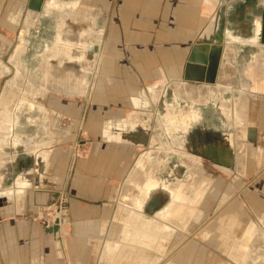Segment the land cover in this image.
Returning a JSON list of instances; mask_svg holds the SVG:
<instances>
[{
  "label": "crops",
  "instance_id": "1",
  "mask_svg": "<svg viewBox=\"0 0 264 264\" xmlns=\"http://www.w3.org/2000/svg\"><path fill=\"white\" fill-rule=\"evenodd\" d=\"M75 1L59 0L62 12L51 13L47 12L49 5L44 1L42 12L35 15L27 9L28 0H0V90L6 76L16 75L15 65L10 61L12 57L18 61L24 76L21 58L28 52L29 61L38 59L36 70H40L41 75L38 87L33 78L28 79L29 84L32 83L29 90L32 93L36 90L46 92L41 85L44 76L42 72L47 67L45 63H55L56 57L63 55L61 48L64 46L61 40L58 41V28L60 31L66 28L72 30L78 34L77 37H71L77 39L76 44L79 46L74 51L77 57L83 54L88 60L87 69H91L92 57H96V118H87L85 123L96 125L97 142L86 157L76 158L69 150L54 148L59 141L52 139L54 137L49 134L53 128L50 126L53 123V113L46 122L36 110L34 111L39 113V118H25L24 123L18 118L9 141L0 142V264H96V244L85 240L96 235L97 229L92 222H84L86 212L79 205L81 201L98 200L102 182L106 178L114 177L120 180L118 185L122 186L132 168V149L135 146L113 136L127 130L147 138V134L139 132L145 129L143 118H150L152 115L148 111L152 105L156 108L161 124L157 123L152 135L157 133L158 138H161L164 133L172 143V148L184 150L174 141L180 135L179 130L168 132L171 129L169 123H166L170 116L178 118L180 115V112L178 114L168 108L166 92H172L170 105H175L174 96L175 99L179 98L178 93L172 86L173 95L172 89L167 87L165 93L162 90L164 95L154 100L148 88L151 87L152 90L162 82L170 84L179 80L184 63L195 44H219L222 56L217 76L228 73L230 65L224 66L223 55L224 33L229 30L221 28L223 23H227V15L250 10L247 17L251 20V35L239 37L231 33L240 39L251 38L260 20L262 26L264 15V0H77L73 3ZM41 19L49 20L55 33L51 39L44 40L45 48L38 53L31 50V45L37 38L36 28ZM61 33L64 34L65 31ZM80 35H86L83 42V36L80 38ZM20 42L23 47L19 46ZM17 46L19 51H16ZM95 46L96 54L92 55ZM6 57L7 62L1 61ZM65 64L79 66L78 62V65L73 62ZM231 70L234 72L233 68ZM238 72L242 74V69ZM5 85L4 83L2 91ZM235 86L236 84L232 85V88ZM49 93L47 91L45 97ZM178 100L180 99H177V103ZM42 101L40 104L46 111L48 106L53 108L55 104V100L49 101V104ZM154 103H158V107ZM125 108L128 111L125 112ZM135 112L141 118L139 124L133 128L124 126V121ZM189 112L194 115L186 123L187 131L192 121L198 117L196 111ZM228 116L225 114V117ZM226 119L228 121L229 118ZM25 124L35 127V134L23 132ZM43 134H49L50 137ZM226 137L228 138V134L218 141H224ZM44 141L50 145H40ZM213 143L215 142L211 141L208 145ZM51 192L57 193L59 198L66 196L72 219L69 229L64 227L68 233L63 238L64 248L45 233L43 225L45 221L50 225L51 218L55 215L49 213L50 210L49 215H46L47 210L41 207L43 200Z\"/></svg>",
  "mask_w": 264,
  "mask_h": 264
},
{
  "label": "rangeland",
  "instance_id": "2",
  "mask_svg": "<svg viewBox=\"0 0 264 264\" xmlns=\"http://www.w3.org/2000/svg\"><path fill=\"white\" fill-rule=\"evenodd\" d=\"M255 1L256 0H254V2ZM249 15V9L229 14L227 15V23H223L221 26L222 29L225 28L229 30V32L226 31L224 33V43L226 44L224 45L229 50H232V56L230 57L232 60H229V58H224V65L226 66L227 64H229L233 68L235 72L234 78L237 83L236 86L230 88V90H223L222 94H219V92H215L216 94H214L216 98L212 95L210 99H208L209 102H205L209 103L207 107H197L199 105H204L205 103H197L193 105L186 99L180 97L175 99V96V105H170L172 103L173 97L172 92L168 90L166 92V99L169 103L168 108L178 114L179 112L181 113L184 111L188 112L189 110H194L197 112V116L198 113H200L198 108H200L201 110L203 109V116H217L216 109L218 108V105L221 106L220 108L222 109V112L224 108L222 106L225 104H227L230 109L232 108V105L234 104V99H238L240 97V92H242V89L240 87L241 84H239V78L241 74L238 71H240L243 66H245L247 63L253 60V58H255V55L258 54L259 49L256 46L242 44L235 41L232 42L228 40V37L231 36L232 38L237 39L238 37H235L233 35H237L239 37H248L251 35V20H249L247 17ZM70 32H72V30H70ZM71 34L68 35L70 38L75 36L74 34ZM76 40L77 39L74 38L71 40V42L74 46L77 47V50L79 49V46H77ZM21 44L22 43L20 42L19 46L23 47V44ZM94 45H96V43H94ZM244 46L252 47L254 49L249 50ZM92 53V55H94V53L96 54V46L94 48V51L92 50ZM29 56L30 54L27 52L25 57L21 58L22 66L24 68V76L19 79V82L21 84L20 87L23 88L22 90H24V88L26 87L29 78H33V81L36 84L34 85L36 87L39 86L37 82L40 81V70H36L39 65V61L36 60L32 64L29 63ZM32 56L34 57V55ZM92 59L91 69L85 75L86 95L84 96V98H67L64 95L50 92L48 96L45 97L46 99H42V102H46V104H49V101L55 100V104L54 106H52L53 108H50V106L46 108L48 111L47 115H44L43 112L37 107H32L28 109V106L25 105L26 102L22 103L21 107L14 111V115L15 118H17V122L18 118H21L22 123H24L25 118H29L28 120H31V118H39L40 115L36 111L42 114L43 117L41 118H43L42 120L45 122L50 120V116L53 113L51 117L53 118V123L52 125H50L51 127L53 126V128L52 131L50 129L49 134L54 137L52 139L59 141L58 145L54 146V148L69 150L73 153L76 158L80 159L84 158V156L86 157L91 147H93L95 143H97L95 130L96 125L94 126L93 123L90 126L88 125V123H85L87 118H93L94 116L96 118V94L94 93V85H96L95 55L92 57ZM1 61L7 62V57L5 58V60ZM6 62H4L5 65ZM12 71L13 70L11 68V72ZM34 71H36V73ZM11 76L12 74L6 76L2 80L3 83L1 84L0 97L2 96V92L4 91H2L4 83L7 85L8 81L11 80L14 75L12 77ZM181 80L182 79L179 78V81ZM167 85H165L166 87H164L163 89L164 93L165 89L170 86V84L168 86ZM212 85L210 86H212L213 88L216 87L214 86L215 84ZM170 88L172 89V85L170 86ZM36 91V96L32 95V97H30L31 95L29 93V99H33L38 102L39 98H41V95L43 94L42 92L44 91ZM144 91L148 94V91L146 89ZM44 94L46 95V92ZM261 97V99L258 98L254 102V106L249 105V110H245L243 116L247 119V124L246 129H244V133L241 134V131L238 130L239 127L235 128L236 125L234 124L233 120V111L231 112V114H229L228 117H226L229 118L228 130L230 131V133H226L224 135L228 134V139L230 142H232V147L236 146L237 142H239L244 146L245 149V165L240 174L236 169L232 168L230 170L231 174L227 176L226 174L221 173V171H218V167H215V165L210 161L202 158H200L201 160L199 161V158H196L197 156L195 155V157L194 154H190L187 151L185 152V150L180 151L172 148V143L164 133H162L161 138H159V148L155 146L153 148V145H148L149 141L143 147H133L132 166L135 162L137 155L141 153L142 150L151 149L153 151L162 152V156H160L161 158L159 159V161L156 160V162L160 163L159 167L156 168L154 171V175L159 178L161 184H159L156 188L152 189L149 194L143 199L141 203V213H138L140 217H142V220H148L151 222L156 219L157 215L162 213L164 214V212L169 208L172 203V192H175V190H173L171 186L173 184H177L178 186H180L179 184L181 183L189 182L188 166L184 165L186 163H184L182 159H188L197 162L198 166L203 167L204 171L208 175H210L209 178L211 180L209 183H201L198 187L199 190H196L191 196H189L187 202L183 201L181 203V206L185 207L187 215L191 216V218L188 220L187 223H185L184 228L180 230V233L177 234L176 230L171 231V234L167 240L166 248L163 249L162 252L155 251L154 248H150L148 251L145 248V250L148 251V258L146 259V261H149V263L151 262L152 264H244V262L245 264H264V228L262 227L264 225V96ZM177 99H180L178 100V103ZM223 101L224 103H222ZM17 102H19V100ZM156 105L158 107V103ZM212 109L215 110L214 113H211ZM124 111H128V108H125ZM148 111L152 115L150 118L143 119L145 122V129L140 132L145 135L147 134L146 139L150 138L151 133H154L153 128L157 125V123H160V118H157V114L155 112L156 108L150 105ZM198 119L199 118L192 121V125L193 123L198 121ZM211 119L215 120L216 118H204V120ZM213 124L216 125L217 123ZM59 126L61 128H59ZM217 126L219 125L217 124ZM24 127L25 128L23 129V132L29 135L35 134V127L28 126L27 124H25ZM49 134L43 135L49 138ZM223 136L217 137L216 139H207L204 142H187L188 144H191L193 142L198 146H204L208 145L211 141L220 140ZM40 145L45 146L50 144L49 142L44 141L41 142ZM233 151H235V149H233ZM234 153L235 155L237 154V152ZM234 159L237 160L236 158ZM179 161L185 166V168L180 166L178 167L177 163H179ZM102 183L103 186L101 187V196L98 200H92L89 202L81 201L79 205L86 212V214H84L83 216L84 222H92L94 227L97 229L96 235H92L90 236L91 239L88 238L87 240H85L87 243L89 242L96 244V264H105V256L103 252L104 246L108 241L114 243L112 239L113 234H111L110 230L111 226L115 224L114 222L118 217L117 214L120 210V205L116 202V195L119 190L118 188H120L121 185H118L120 183V180H116L114 177H112L110 179L106 178L105 181H103ZM164 189L168 193L164 191ZM113 198L115 200V205L118 207V209H116V206L114 205ZM57 205L59 206V203ZM162 207L164 208L158 211ZM66 210L70 223L65 227L69 229L72 223V219L69 216L67 200ZM50 211L51 212L47 210L46 215H49L48 212L55 214L53 210ZM192 212L193 214H191ZM215 226L219 228L215 229ZM220 229H222L223 231L226 230L228 233L225 238H229V241L225 244V246L223 243L224 241L222 240V238H219L220 236L218 235V231ZM251 230L253 233L256 234V236L254 246L255 251H253V246H251L250 252L252 254L250 255L251 257L254 256L255 259H259L255 262H252L249 258H246L247 249L243 248L242 250H245V254L242 255L241 261L239 259L237 262L235 254L238 253L236 250H234V246H239L240 239L246 237L248 232ZM204 231H206V233H204ZM222 232H220V234ZM179 234L182 237L178 236ZM259 234H262L263 237L261 238ZM67 235L68 233L66 232L65 237H67ZM94 238H96V240ZM189 238L190 240H187L186 242L184 241ZM139 245L142 246L141 243ZM226 247H230V249L232 248V250L226 249Z\"/></svg>",
  "mask_w": 264,
  "mask_h": 264
},
{
  "label": "bare ground",
  "instance_id": "3",
  "mask_svg": "<svg viewBox=\"0 0 264 264\" xmlns=\"http://www.w3.org/2000/svg\"><path fill=\"white\" fill-rule=\"evenodd\" d=\"M45 2L49 5L48 6L49 9L47 12L49 13L62 12V9L60 8L61 6L59 5L60 4L59 0H45ZM76 2L77 0L73 3ZM62 31H65V33L64 34L61 33ZM62 31H60L58 28L57 33H58V41L62 39L61 42H63L64 47L61 48V50L63 51V55L58 54L59 56L56 57L55 63H49L50 62L49 58H48L49 62L46 60L48 63L47 64L45 63L47 67H45L44 72H42L44 73L43 74L44 76L42 78L41 85L42 87H45L44 90L46 92L49 91L55 94L64 95L67 98L68 97L83 98L84 95H86L85 75L86 72H89L87 71L89 70L87 69L89 62L87 59H85L84 56H82L83 54L80 57H77V54L75 53L76 51H74L76 50L77 47L73 45V43L71 42L72 38L68 36L71 33H73L75 36L76 35L78 36V34H75L74 32H70V30L67 28L66 30L62 29ZM260 32H261V20H260L259 29L255 28V32L253 34L257 42L255 40L249 42L236 41L228 37V40L232 42L235 41L242 44L255 45L259 49V52L257 55H255V58H253V60H251L242 68V74L240 78L241 79L240 87L242 89V92H240V97L238 96L239 97L238 99H234L233 102L234 104L232 105L231 109L227 104L222 106L224 107L223 111L227 116L231 114V112L233 111L232 114L234 115L233 120H234V124L236 125L235 128L239 127L238 130L241 131V134L244 133L245 131L244 129H246V124H247V119L244 118L243 116L245 110L246 109L249 110L248 109L249 105H253L258 98L261 99L262 98L261 96H264V44H261L259 41L261 34ZM82 36L83 35H80V38H82ZM85 36H83L82 42L85 40L86 38ZM82 42L79 41L80 44ZM226 48L224 49L225 51L223 56L225 59L229 58L230 60L231 59L230 57L232 56L231 55L232 50ZM16 51H19L18 47ZM77 53L79 52L77 51ZM10 61L15 65L16 75L13 76L12 79L8 81L6 88L4 89V91L2 92V96L0 97V142H6L7 140L9 141L8 138H11V136L13 135L14 126L16 125L17 122L16 121L17 118H15L14 111L16 109H19L22 103L26 102L25 105L28 106V109L32 107H37L39 110L44 112V115L48 114V111H46L40 104L42 100L37 102L33 99H29L30 97H32V95H34V92L32 93V91L29 90V85L32 84V83L29 84V80L27 81V85L24 88V90H22L23 88L20 87L21 84L19 82L20 81L19 79L23 77L21 67L18 64V61L15 60V57H12ZM65 62H70V63L73 62V64H77L78 62L79 66L73 67L72 64L68 66L69 63L65 64ZM229 68L227 70L228 73L226 72L220 73L216 77V82L214 83L215 84L214 86H216L215 88L212 87L213 85L210 86V85H206L205 83H190V82H184L183 80L181 81L177 80L175 82L173 81L170 83V86L172 85L176 89V91L175 89L174 91L178 93L177 95H179L180 98L188 100L191 104L205 103L206 101H208V99H210L212 95L215 96V94L218 92L219 94H222L223 90L226 89L230 90V88H232V85L237 84L234 78V72H232L231 70L232 68H230V70ZM167 84L168 83L166 82L165 83L162 82L160 85L157 86V88H153L152 90L151 87L148 88L154 100L160 98V96L163 94L162 90L164 89V87H166L165 85ZM30 92L32 94L31 96L29 95ZM42 93L43 94L41 96L43 99L45 97L44 94L45 92ZM18 100L19 102H17ZM222 103H224V101ZM137 115L138 113L135 112L133 115L129 116L124 121V126L129 125L130 128L136 127V125L139 124V121L141 119ZM193 115L194 114L192 112L184 111L180 113L178 118H172L170 116V118L167 119L168 115L166 114L167 116V117L165 116V119H167L166 123L167 122L169 123V128L171 129L170 131L169 130L167 131L171 132V131L179 130L178 135L179 134L180 135L177 137V139L176 138L174 139L175 143L178 144L184 143L183 133L186 132L187 130L186 123L191 121V117ZM158 135L159 134L155 133L154 135L151 136L150 139H146L145 136H140L135 132L125 130V132H121L120 134L114 135L113 137L116 138L117 140H125L128 143L134 145L135 147H139V146L143 147L149 141L148 145L150 146L153 145V148L154 146L159 148L160 145H159ZM214 142L215 143L213 144L204 145V146L203 145L198 146L197 144L192 142L190 145L188 144L187 146H190V149L199 151L197 153H194V156L196 155L197 157L196 156L195 157L199 158V161L201 160L200 158L211 161L215 165V167L216 166L218 167L219 170L218 169L217 170L221 171V173H224L227 176H229L231 174L230 170L234 168L240 174L245 165L244 146L241 143L237 142L236 145L237 147L233 146L234 147L233 148L232 142H230L227 137L224 141L222 140V141H214ZM232 148L235 149V151H233ZM234 152H237V154L235 155ZM160 156H162V152L153 151L151 149L142 150L141 153L137 155L135 162L133 163V166H131L132 167L131 170L127 174V177H125V181H123L124 182L123 185L120 186V188H118L119 190L116 195V202L120 205L119 208L121 211L119 210V213L117 214L118 217L114 222L115 224L111 226V230H110L111 234H113L112 239L114 243L108 241L104 246L103 252L105 256L104 257L105 264H109V263L110 264H152L151 262L149 263V261H146V259L148 258L147 255L149 249L154 248L155 251L162 252L163 249L166 248L167 240L171 234V231L176 230L177 234L180 233V230L184 228L185 223H187L188 220L191 218V216L187 215L186 209L184 206H181V203L183 201L187 202L189 196H191L196 190H199L198 187L201 183L203 182L209 183L211 181L209 178L210 175H208L204 171L203 167L198 166L197 162L188 159H184V160L182 159V161L186 163L184 165L188 166L189 182L181 183L179 184L180 186H178L177 184L175 185L173 184L171 186L172 189L175 190V192L174 193L172 192V197H173L172 203L169 206V208L164 212V214L163 213L159 214L156 217V219L151 222L148 220H142V217H140V215L138 214V210H141V205H142L141 203L143 199L148 195L149 191H151L152 189L156 188L159 184H161L159 178L154 175L155 169L158 168L160 164L156 162V160L159 161V159L161 158ZM234 158H236L237 160H235ZM191 214H193V212ZM262 227L264 228V225ZM218 228L219 227L215 226V229ZM222 231L223 230L220 229L218 231V235L220 236L219 238H222V240L224 241L223 243L225 246V244L229 241V238H225V236H227L228 234L227 231L226 230H224L223 232ZM220 232L222 233L220 234ZM204 233H206V231H204ZM259 235L261 236V238L263 237L262 234ZM178 236L181 235L179 234ZM255 236L256 234L253 233L251 230L248 232L246 237L240 239L239 246L237 245L234 246L235 247L234 250H236L238 253L235 254L237 262L239 259L241 261L242 255L245 254V250H242L243 248L247 249L246 258H249L252 262H255L259 259V258L255 259L254 256L251 257L250 255L252 254L250 252L251 246H253V251H255L254 248ZM187 240H190V238L184 241L186 242ZM140 243L142 246L139 245ZM145 248L148 251L145 250ZM226 249L232 250V248L230 249V247H226Z\"/></svg>",
  "mask_w": 264,
  "mask_h": 264
},
{
  "label": "water",
  "instance_id": "4",
  "mask_svg": "<svg viewBox=\"0 0 264 264\" xmlns=\"http://www.w3.org/2000/svg\"><path fill=\"white\" fill-rule=\"evenodd\" d=\"M45 0H28L27 9L32 14H39L43 10ZM260 43L264 44V15L260 32ZM222 47L219 44L209 46L207 44H195L192 46L189 56L184 63L181 79L190 83L214 84L220 68ZM59 203V206L57 205ZM44 210H53L55 215L51 218L50 225L45 221V233L51 235L53 240L61 247H65L63 238L66 236L64 227L70 221L66 210V196L51 192L42 202ZM63 259L65 256L63 254Z\"/></svg>",
  "mask_w": 264,
  "mask_h": 264
},
{
  "label": "flooded vegetation",
  "instance_id": "5",
  "mask_svg": "<svg viewBox=\"0 0 264 264\" xmlns=\"http://www.w3.org/2000/svg\"><path fill=\"white\" fill-rule=\"evenodd\" d=\"M259 26H260V23H259ZM259 26L257 27L258 29H259ZM54 33H55L54 27L52 26L51 22L49 20L41 19L39 22V25L36 28L37 38L35 41L32 42L31 50L33 52L36 51L38 53L42 52L45 48L44 40H48L52 35H54ZM230 38L233 40H236V41L238 40V41H244V42H249L252 40L256 41L254 35L248 39H238V38L235 39V38H232L231 36H230ZM252 46H255V45H252ZM246 48H248L249 50L254 49L252 47H247V46H246ZM34 61H36V60L31 59V61H29V63L32 64V63H34ZM208 102L205 103L204 105H199L197 107H200V106L207 107L209 104ZM217 107H218L216 109L217 116H212V115L203 116V109L201 110L200 108H198L199 112H200V113H198V117H197V118H199L198 121L193 123V125L189 128L188 131L186 130L187 133H185V132L183 133L184 143L183 144L176 143V144L180 145L182 149L187 150L188 153L193 154V153H197L199 151L190 149V146H187L189 141H196V142H199V141L202 142L203 141L204 142L207 139H216L217 137H221L226 133H230V131L228 130L229 126L227 124V119L224 116L222 109L220 108V105H218ZM214 112H215V110L212 109L211 113H214ZM204 118H216V119L215 120H213V119L204 120ZM213 123H217L219 126H217V124L214 125ZM181 151H183V150H181ZM177 165H178V167L180 166V167L185 168V166L183 164H181L180 161H179V163H177ZM175 167H177V166H175ZM164 191H166V190L164 189ZM168 196H169V194H168ZM163 208L164 207L160 208L158 211H160ZM158 211H156V212H158Z\"/></svg>",
  "mask_w": 264,
  "mask_h": 264
}]
</instances>
